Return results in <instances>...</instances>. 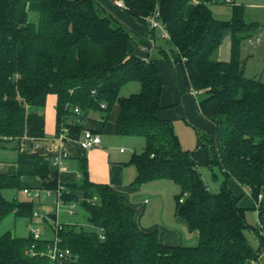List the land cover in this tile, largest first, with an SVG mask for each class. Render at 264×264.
<instances>
[{"label":"trees","instance_id":"trees-1","mask_svg":"<svg viewBox=\"0 0 264 264\" xmlns=\"http://www.w3.org/2000/svg\"><path fill=\"white\" fill-rule=\"evenodd\" d=\"M119 1L147 27L148 17L160 13L175 49L163 58L181 64L191 89L206 94L200 109L213 128L197 133L198 147L206 155V165L224 175L221 190L209 189L192 152L182 147L173 122L159 117L164 82L154 60L130 52L131 32L97 0H0V149L14 140L46 136L40 109L51 94L57 96V135L67 129L66 136L74 140L87 129L84 122L92 111L109 113L117 104V134L146 139L143 152H135L129 162L138 171L132 186L164 179L176 183L180 187L176 214L191 231L199 232V244L172 246L162 243L157 231L142 230L136 210L110 185L91 182L87 165L79 181L63 184L52 173L54 158L19 152L17 172L0 174V223L12 212L34 214L33 200L9 202L3 195L5 189L30 188L23 179L33 176L42 181V189L60 192L65 203L80 204L97 230L64 226L55 230L54 240L8 232L0 237V264H53L48 256L30 255L32 245L38 252L55 247L69 250L63 264L260 261L264 257V81L247 77L240 60L242 41L254 36L257 23L248 21L244 5L233 4L232 17L225 21L213 14L212 0L201 1L190 14L192 0ZM30 12L38 14L37 24L30 20ZM227 30L231 58L215 61L213 54ZM134 81L141 84V91L122 96V88ZM229 178L251 193L257 225H249L247 209L228 187Z\"/></svg>","mask_w":264,"mask_h":264},{"label":"crops","instance_id":"crops-1","mask_svg":"<svg viewBox=\"0 0 264 264\" xmlns=\"http://www.w3.org/2000/svg\"><path fill=\"white\" fill-rule=\"evenodd\" d=\"M97 1L102 7L105 8V10L109 14L116 18L130 32H134L139 36L140 40L138 42L135 43L133 40L130 41V52L133 55L142 57L145 60H154L155 64L157 65L164 82L162 96V105L164 108L160 112L159 117L161 119H167L170 121L177 120L180 116L179 112L176 113V117V115L171 114L172 111L165 112L164 110L166 109V107L170 106V104L173 105V101H175L174 104H176V102L181 100L184 103L185 115L183 117V120H185L188 116L185 108L188 107L187 104H189L190 100L188 98V101L185 102V97L187 96L186 94H184L185 91L188 90L189 94L196 98L201 92H199L198 94L193 93V95L190 90L188 79L182 65L175 64L163 58L164 53L169 55H171L172 53H168L166 50H163L161 48L160 51L162 55L160 56V58L157 59L152 57V52L155 51L156 47L158 46V32L154 31V34H151L154 37L155 46L152 47L151 50H145L146 46H150L149 43L151 36L148 33L149 30L148 27H146L147 25L142 22H139L140 24H136L124 8L117 6L116 0ZM198 3H200L199 0H192L188 7L187 13L190 14ZM224 3L229 4V10L231 15L233 4L244 5L247 10V16L249 14H251L252 16V18H250V20L248 21L257 23V28L255 30L257 42H261L264 40V0H224ZM217 5L218 4L215 3V0H212V2L210 3V7L213 11V14L215 15V17L220 19L222 18V13L221 10L217 9V7L220 8V5ZM215 9L218 11L216 12ZM229 38L230 47L227 49V57L225 58V50L223 43ZM223 43L220 47V50L217 49L213 54V59L215 61H227L231 58V32L229 30L225 31L224 33ZM252 45L255 46L256 44L253 43ZM180 67L182 69V72L184 73V77L181 76ZM181 77L183 79L185 78L187 83L184 82ZM48 97L49 98L47 99L49 109L55 108L57 105V98L55 99L50 95ZM197 102L200 108V100H198ZM44 109L45 107L43 109H40V112L45 115L46 112L44 111ZM109 116L110 113H105L103 111H92L89 114L88 119L84 122L85 126L87 129H90L101 136L102 132L105 130ZM203 118L206 120H200V118L197 117L193 118L192 120L193 124H191V126H195L197 133L210 132L213 128L212 122L205 116H203ZM45 121L46 136L44 138L25 137L20 142H17L15 140L11 141L9 143V147L6 149H0V151L11 150L16 154L15 157H12L13 161L0 160V174H15L17 172L18 165L16 163V160L19 156V152L28 155H40L50 158H55L60 153H65L67 154V157L63 159V164L61 166H56L53 161L51 168L53 175L57 174L60 182H62L63 184H72L79 181L82 178V167L83 165H87L89 179L91 182L95 184L110 185L118 194L125 198L129 206L133 207L136 210L137 220L142 230L147 232L157 231L159 233L161 242L172 246H197L199 244V232L191 231L186 221L183 218L177 216L176 209L174 217H170V214L169 217H165V215L167 214L165 209L168 203H164L163 197L160 193H154L148 185H146L147 188L144 185H142L141 187L132 186L133 182L135 181V178L137 177L138 171L135 166H133L132 164H128L129 160L127 158L117 155V151H115V153L112 151H107V146L104 143V140H102V143L99 146L93 148H85L82 144V137L78 140H74L68 138V136L63 138L62 134L57 135L56 118L52 119L51 116L48 117L47 115ZM180 140L182 142L181 138ZM75 144L76 146H74ZM120 152L124 154L125 150L121 149ZM135 152L136 151H134L132 154H134ZM198 152L200 153L197 154ZM193 157L198 163H206V155L201 148H199V151L193 153ZM229 179L230 180L228 181V187L236 196L240 197L241 207L247 209V211L249 210L247 205L244 206L241 204L242 198L246 194H248V197H250L252 201L249 204L252 206L253 209L255 201L251 196L249 190L241 183H239L236 179ZM23 180L27 182L31 189H42V181L39 180L37 177H24ZM165 180L168 179L158 180V182ZM172 183L174 182L172 181ZM174 185V189H177L178 191L179 186L176 183H174ZM38 200L41 202L40 204L43 203L42 205H44V207L48 210V217L45 218V221L48 224L52 221L58 223V212L61 206L57 207L55 201L50 198H41ZM154 200H157V202H160L161 204H153L152 201Z\"/></svg>","mask_w":264,"mask_h":264},{"label":"rangeland","instance_id":"rangeland-1","mask_svg":"<svg viewBox=\"0 0 264 264\" xmlns=\"http://www.w3.org/2000/svg\"><path fill=\"white\" fill-rule=\"evenodd\" d=\"M199 1L201 2L203 0H199ZM215 3L220 5V8L217 7V9L221 10V13H222L221 15L222 18L220 19H223L225 21L230 20L232 15L230 14L229 4H225L224 0H215ZM217 11L218 10H216V12ZM129 16L134 20L136 24H140L139 21H137V19H135L131 15ZM29 18L31 21H33L36 24L39 22V17L36 12H30ZM250 18H252L251 14L247 16L248 20H250ZM148 27L150 28V25ZM131 34H132V40L135 43L140 40L139 36L136 33L131 32ZM255 35L256 34H254L253 37L242 41L241 48H240V60L244 67L245 75L247 77L257 78V79L261 78L262 81H264V40L261 42H257V36ZM157 41H158L157 43L158 46L156 47L155 51L152 52V55H153L152 57L159 59L160 56L162 55L160 51L161 48L163 50H166L168 53L174 52L175 49L170 42H167L161 39L160 37L157 39ZM253 43L256 45L255 46L252 45ZM223 44H224V50H225L224 56L226 58L227 49L230 47L229 45L230 38L227 41H224ZM220 47L218 48L219 50H220ZM180 73H181V76L184 77V73L182 72V69ZM182 80L186 82L185 78L184 79L182 78ZM167 90H168V84H167ZM190 90L192 94L195 91L191 89V87H190ZM140 91H141V84L139 82L134 81V82H130L126 84L122 88L121 95L128 97L132 94L139 93ZM198 93L199 92L197 91V94ZM184 94L187 95L185 97L186 99L185 102L188 101V98L190 99L189 104H187L188 107L185 108L187 115H188L185 120H183V117L185 115L184 114V103L181 100L176 102V104H174L175 101H173V105L170 104V106L166 107L164 111L165 112L172 111L171 114L176 115V117H177L176 113L178 112L180 113V116L178 117V119L176 118L177 120L172 121V122L175 127V131L177 135L179 136V138L182 139V142H181L182 147L185 150H190L193 154L194 152L199 151V147H198V139H197V130L195 126L193 125L194 126L193 127L191 126V124H193L192 120L195 117L200 118V120L202 119L206 120L203 118V115L200 111V108L197 102L198 100H202L206 96V94L201 92L197 98L194 96H191L188 90H186ZM50 96L54 97L55 99L57 98V96L54 94H51ZM173 97H174V94H173ZM179 99H180V94H179ZM44 111L46 112L45 118L48 115V117L51 116L52 119L56 118V122H57L56 107L53 109H49L48 99H47V103H46ZM109 113H110V116L107 121L105 130L102 132L101 138L102 140H104V143L107 146V151H110V152L112 151L114 153L115 151H117L116 153L117 155L127 158L130 162L131 157L133 155L132 153L134 151H136V153L143 152V150L146 147V139L142 136L138 137V136L118 135L116 132V122H117L118 115H119V106L116 104ZM74 146H76V144ZM121 149L125 150L124 154L120 152ZM199 153L200 152H198L197 154ZM15 156L16 154L11 150L10 151H5V150L0 151V160L2 161L3 160L13 161L12 157H15ZM17 160H16V163H17ZM199 172L201 174L203 181L205 182V184L209 187V189L212 192L216 193L221 190V183L223 182L225 178L219 168L217 167L211 168L208 165H206V163L203 162V163H199ZM229 180L230 179H228V181ZM146 185L150 186L151 190L154 193H160L163 197L164 203L165 202L168 203L165 209V211L167 212L165 217H169V214H170V217L171 216L174 217L175 209H176V196L180 193V188L177 186L178 187V191H177V189H174L175 187H173L175 186L174 183L168 180L145 183L144 186L147 188ZM3 195L9 202H13L16 199H19L21 201L33 200L34 201V213H37V215L33 214L32 216H17L14 212H12L0 223V237H2L8 232H12L17 237H22V238L29 237L30 236V225H32L35 230L39 231V238L46 239V240L55 239L54 233L56 230V224L53 221L49 224L45 221V218L48 217V213H47L48 210L44 207V205H42L43 203L40 204L41 202L38 199L29 198L23 192V190L18 191L16 189L9 188L3 191ZM152 202L153 204H161L160 202H157V200H154ZM251 202H252L251 198L248 197V194H246L242 198L241 204L244 206L247 205V207L249 208V210L247 211V221L249 225L254 226L258 224V213L256 210L252 209V206L249 204ZM70 205L71 204L63 203L59 209L58 223L61 226L68 227L71 225H77L79 228H83L86 231L97 230L89 222L88 214L80 204L76 203L74 214H70ZM167 219H170V218H167ZM246 234L250 242L254 246H257L256 239L254 238L250 230H247ZM260 262L261 264H264V257H261Z\"/></svg>","mask_w":264,"mask_h":264},{"label":"built area","instance_id":"built-area-1","mask_svg":"<svg viewBox=\"0 0 264 264\" xmlns=\"http://www.w3.org/2000/svg\"><path fill=\"white\" fill-rule=\"evenodd\" d=\"M116 4L118 7L125 8V5L122 1L117 0ZM159 12H156L154 15L148 17L147 21L149 22L150 28L154 31L158 32V37L165 41H169L171 39L170 33L165 26V24L159 19ZM150 46H146L145 50H151L152 47L155 46L154 37L150 36ZM194 94H197V91H194ZM102 108H106V104H102ZM75 112L79 113L80 108L76 107ZM67 133V129L64 130V133L62 134V137L65 138ZM102 143L101 136L90 130L85 129L83 131L82 135V144L85 148H93L96 146H99ZM67 157V154L60 153L54 158V164L56 166H61L63 164V159ZM23 192L29 197L33 199H41V198H50L53 199L58 206H61L63 203H65L61 197V193H55L52 190H46V189H31V188H25L23 189ZM262 195H259V202L262 200ZM257 203V206L259 204ZM76 207L75 203H71L70 205V214H74V209ZM37 215V213H34ZM56 224V230H62L63 226H61L59 223ZM30 231L34 235L35 238H39V231L35 230L32 225H30ZM104 238V236H101ZM59 239L56 238V241ZM29 254L32 256H48V258L53 262V264H63V261L70 255L69 250H60L58 247L50 248L43 252H38L36 250L35 245H32V247L29 250ZM253 264H261L260 261L255 262Z\"/></svg>","mask_w":264,"mask_h":264}]
</instances>
